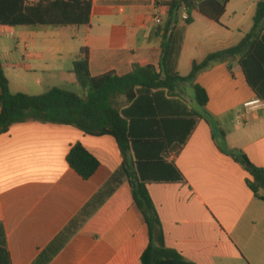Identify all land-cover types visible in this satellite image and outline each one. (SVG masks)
Instances as JSON below:
<instances>
[{"label": "crops", "instance_id": "obj_1", "mask_svg": "<svg viewBox=\"0 0 264 264\" xmlns=\"http://www.w3.org/2000/svg\"><path fill=\"white\" fill-rule=\"evenodd\" d=\"M171 1L164 0L161 24L154 22L155 0H91L88 24L55 26L54 31L52 25H0L34 34L17 39V51L24 44V64L3 63L11 91L39 95L58 87L45 90L44 83L66 72L75 74L82 47L88 49L93 76L127 74L135 65L159 69L170 19V67L186 76L195 61L241 42L254 25L260 0H230L219 22L185 6L172 17ZM185 12L191 23L183 19ZM70 27L75 28L72 34L64 31ZM81 28L85 37L73 44L70 37H77ZM73 55V67L67 68ZM8 69L15 72L16 84ZM195 83L207 90L208 104H198L192 83H180L177 94L201 117L188 141L168 155L185 180L148 185L166 244L198 264H264V201L248 186L251 174L223 150L240 149L264 169V106L245 108L246 102L259 97L239 57L215 63ZM78 143L100 161L89 179L67 159ZM122 163L114 136L91 135L72 125L30 121L0 134V221L12 264H38L40 254ZM149 242L144 213L124 180L49 264H141Z\"/></svg>", "mask_w": 264, "mask_h": 264}, {"label": "trees", "instance_id": "obj_2", "mask_svg": "<svg viewBox=\"0 0 264 264\" xmlns=\"http://www.w3.org/2000/svg\"><path fill=\"white\" fill-rule=\"evenodd\" d=\"M229 1L172 0L170 12L173 17L183 6L196 8L219 22ZM91 10V0H37L32 3L0 0V25H84L90 22ZM187 22L191 23L192 19ZM171 25L170 19L165 29L164 55L159 69L155 65H135L127 74L108 72L93 76L88 49L82 47L73 72L87 91L86 97L59 87L39 95L14 93L0 59V134L8 132L14 124L30 121L72 125L91 135L114 136L123 155L121 167L40 254L38 264H49L124 180L130 183L134 200L149 226L150 242L141 264H198L166 244L163 223L148 185L185 180L178 166L168 160V155L188 141L201 113L191 109L177 94L180 83H192L198 104L205 107L209 96L202 85L195 83L198 75L217 62L239 57L249 85L264 101V0L258 2L254 25L240 43L212 52L201 62L195 61L186 76L170 67ZM122 96L126 98L124 104L119 101ZM223 150L251 174L248 186L264 201V169L240 149ZM67 159L84 179L92 177L100 166V161L80 143L72 146ZM0 264H12L1 221Z\"/></svg>", "mask_w": 264, "mask_h": 264}, {"label": "rangeland", "instance_id": "obj_3", "mask_svg": "<svg viewBox=\"0 0 264 264\" xmlns=\"http://www.w3.org/2000/svg\"><path fill=\"white\" fill-rule=\"evenodd\" d=\"M29 3L34 2V0H28ZM54 27H51V30L54 31ZM85 28H81V31H78L77 37H70L73 40V44L78 45V43L85 37V32L83 31ZM67 33H74L75 28H68L67 30H64ZM33 33L30 32H25L23 34H20L17 32L15 29L7 28V27H2L0 29V59L2 63L7 64V63H14L16 66H20L25 63V51H24V44L21 45L20 50L17 51L16 46H17V39L18 38H29ZM38 35V34H37ZM35 34V36H37ZM72 58L74 59L75 56L71 57V60H68L66 63L67 68L73 67L72 65ZM20 71V70H19ZM23 71V70H22ZM8 72L10 76L13 78V83L16 84V77H15V72L13 70H9ZM64 77H58L56 79L48 80L46 79L44 86L45 90H48L52 86H58L63 89L69 90L71 92H74L80 96L86 97L87 96V91L80 85L78 78L76 74H68L67 72L64 74ZM27 77V76H26ZM30 80L33 77L32 75L29 76ZM187 92H191L193 94V88L190 86H187ZM122 103H125V100L120 98ZM264 194V191H262Z\"/></svg>", "mask_w": 264, "mask_h": 264}, {"label": "built area", "instance_id": "obj_4", "mask_svg": "<svg viewBox=\"0 0 264 264\" xmlns=\"http://www.w3.org/2000/svg\"><path fill=\"white\" fill-rule=\"evenodd\" d=\"M155 15H154V22L156 24H161L163 22V9L165 7V2L164 0H155ZM190 18V15L185 12L183 15V19L187 21ZM245 108L248 110H255L258 109L259 107L264 106V101L261 99H254L251 101H248L245 103Z\"/></svg>", "mask_w": 264, "mask_h": 264}, {"label": "water", "instance_id": "obj_5", "mask_svg": "<svg viewBox=\"0 0 264 264\" xmlns=\"http://www.w3.org/2000/svg\"><path fill=\"white\" fill-rule=\"evenodd\" d=\"M1 109H2V108H1V105H0V111H1Z\"/></svg>", "mask_w": 264, "mask_h": 264}]
</instances>
